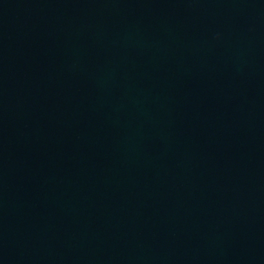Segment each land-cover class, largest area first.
<instances>
[{
	"label": "water",
	"instance_id": "1",
	"mask_svg": "<svg viewBox=\"0 0 264 264\" xmlns=\"http://www.w3.org/2000/svg\"><path fill=\"white\" fill-rule=\"evenodd\" d=\"M0 264H264V0H0Z\"/></svg>",
	"mask_w": 264,
	"mask_h": 264
}]
</instances>
